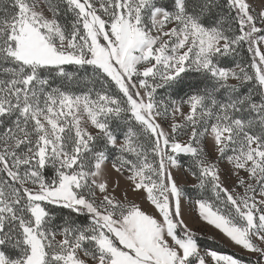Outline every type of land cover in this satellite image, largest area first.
Listing matches in <instances>:
<instances>
[{
	"label": "snow or ice",
	"instance_id": "1",
	"mask_svg": "<svg viewBox=\"0 0 264 264\" xmlns=\"http://www.w3.org/2000/svg\"><path fill=\"white\" fill-rule=\"evenodd\" d=\"M0 264H264V0H0Z\"/></svg>",
	"mask_w": 264,
	"mask_h": 264
},
{
	"label": "rangeland",
	"instance_id": "2",
	"mask_svg": "<svg viewBox=\"0 0 264 264\" xmlns=\"http://www.w3.org/2000/svg\"><path fill=\"white\" fill-rule=\"evenodd\" d=\"M192 223H193V225L195 227H197L199 230H201L202 236H203V241L205 243H207V244H213V241H211V240L208 239L209 236L215 235V233L213 232V230H211L209 228H203L195 220H193ZM214 246L223 247L224 245H223V243L219 239H217V241L215 242Z\"/></svg>",
	"mask_w": 264,
	"mask_h": 264
}]
</instances>
